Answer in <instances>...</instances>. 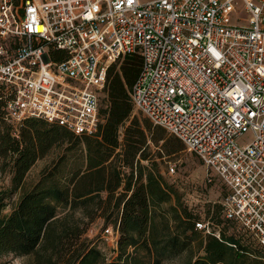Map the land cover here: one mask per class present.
I'll return each instance as SVG.
<instances>
[{
	"label": "built area",
	"instance_id": "1",
	"mask_svg": "<svg viewBox=\"0 0 264 264\" xmlns=\"http://www.w3.org/2000/svg\"><path fill=\"white\" fill-rule=\"evenodd\" d=\"M127 54L141 59L134 112L196 156L207 184L222 183L223 219L264 261V0H0L13 134L29 117L94 134L107 72ZM195 228L219 237L209 220ZM101 238L115 249L112 227Z\"/></svg>",
	"mask_w": 264,
	"mask_h": 264
},
{
	"label": "trees",
	"instance_id": "2",
	"mask_svg": "<svg viewBox=\"0 0 264 264\" xmlns=\"http://www.w3.org/2000/svg\"><path fill=\"white\" fill-rule=\"evenodd\" d=\"M140 69L137 54H127L109 68L92 135L76 136L29 117L15 136L0 98V172L9 179L0 190V264L8 256H31L29 264H164L194 248L198 254L189 264H264L262 253L223 219L220 202V220L238 236L222 231L212 209L204 218L219 237L198 231L199 214L150 161L145 131L154 132L151 144L159 148L158 158L182 151L183 145L135 116L130 92ZM78 147L79 165L69 168ZM55 148H63L62 153L23 189L30 169ZM149 161V166L142 164ZM97 220L101 234L107 227L117 233L108 261L87 238ZM101 234L98 239L104 243Z\"/></svg>",
	"mask_w": 264,
	"mask_h": 264
},
{
	"label": "rangeland",
	"instance_id": "3",
	"mask_svg": "<svg viewBox=\"0 0 264 264\" xmlns=\"http://www.w3.org/2000/svg\"><path fill=\"white\" fill-rule=\"evenodd\" d=\"M140 2H147L151 0H139ZM102 103L101 105H103ZM135 116L138 117L140 122L142 124H149V121L144 118L141 114L138 112H134ZM152 126V125H151ZM147 143L149 145L150 149V161L156 162L158 165V170L160 174L164 177V179L170 183L173 184L177 190L179 191V194L181 195V198L184 200L185 203L191 208H193V211L196 212V214H199L200 220H206L204 218V215L207 216L208 210L212 209L214 213V217L217 222L223 223V229L222 231L226 235H230V233L235 234L238 236L237 233L232 232L230 229V226H228L225 222L220 220L218 213L220 209L219 202L221 198L225 195L226 190L225 187L222 185L218 179L212 177V183L207 184L206 183V176H207V170L203 166V164L198 160L196 156L191 154L190 152L186 151V149L183 147V150L171 155H165L162 157V159L157 155L158 149L154 145L151 144V140L153 138L154 132L153 131H145ZM166 137L169 138L170 135L166 133ZM246 137V136H245ZM243 140H238V144H242ZM160 146V145H159ZM158 146V147H159ZM80 148L78 147L76 150V154L71 155L69 158V168H75L79 165V156H80ZM63 148H55L52 150L47 156H45L43 159L37 161L35 165L30 169L28 172L23 189H28L37 179L39 172L47 165L55 161L58 156L62 153ZM160 154V153H159ZM150 161L142 162L143 165H150ZM170 167L174 168V173H169L168 169ZM9 185V179L6 174H3L0 172V190L5 189ZM205 196V198H204ZM204 198L203 199H201ZM17 196L13 199L11 205H13L16 202ZM193 206V207H192ZM102 222L97 220L91 227L88 232L87 238L90 240H93L95 244L99 246L101 249L104 259L110 260L111 257L114 256V248L112 245H107L102 243L98 237V235L101 234ZM228 230L230 233H228ZM240 235V234H239ZM245 235V234H244ZM243 236V235H241ZM244 238L249 239L250 245L258 252L259 250L258 246L256 245V242L250 237L245 235ZM242 243L243 241L240 240ZM246 244V243H244ZM198 254V251L196 248H194L191 252H187L182 254L181 256L166 261L164 264H189L190 261ZM6 264H29L31 261V256L28 257H13L8 256L2 260Z\"/></svg>",
	"mask_w": 264,
	"mask_h": 264
}]
</instances>
